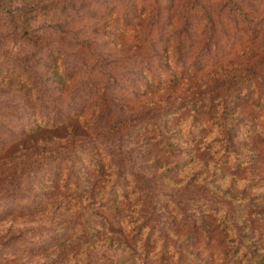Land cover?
Segmentation results:
<instances>
[{
	"label": "rangeland",
	"instance_id": "1",
	"mask_svg": "<svg viewBox=\"0 0 264 264\" xmlns=\"http://www.w3.org/2000/svg\"><path fill=\"white\" fill-rule=\"evenodd\" d=\"M251 111L264 0H0V264H264Z\"/></svg>",
	"mask_w": 264,
	"mask_h": 264
},
{
	"label": "trees",
	"instance_id": "2",
	"mask_svg": "<svg viewBox=\"0 0 264 264\" xmlns=\"http://www.w3.org/2000/svg\"><path fill=\"white\" fill-rule=\"evenodd\" d=\"M257 66L258 65H255L253 68L252 76H255L258 72H260V67H257ZM248 86H250V88H251V84ZM221 91L222 90L220 89V87H214V88L206 91L204 94L197 95V97H195V99H194V106L198 105L197 108L195 109L194 117L200 119L201 115H208L210 117L209 118L210 123L206 122V121H201L199 124V127L197 129L191 130L192 133L191 132L189 133V135H188L189 143L187 144V152L189 153L188 154L189 156L192 154H195L197 152V150H194V147H192L191 143H192V141L196 140L198 137H202V135L204 134V129L205 130L206 129L207 130L215 129L216 133H219L222 136V140H223L222 142H224V141L229 142L232 138H235V134L231 131L232 128H229V127H232L234 125L229 123L227 119H224L225 116L221 112V109L223 108L222 107L223 103L220 102ZM252 95H253V92L247 91L243 95V98L246 99V98L252 97ZM260 102H261V99H258L257 105ZM191 103H192V101H191ZM181 108H182L181 106H178L174 110L178 111ZM212 109H214L215 112L218 114L216 117H215V114L211 112ZM203 110H205V111H203ZM250 116H251V126L248 127V129H247L248 130L247 133L250 134L249 137L251 136V138H252V136L254 134L259 135L260 133L264 135V125H262L260 123V122H263L261 117H259L260 115L255 113L254 111H251ZM197 121L198 120L195 119L193 121V124H195ZM229 124H231V125L229 126ZM186 137H187V135H186ZM247 138L248 137L243 138V140H244L243 144L244 145L246 144ZM206 144H207L206 149L218 148V145L215 142L208 141ZM191 160L192 159H190V161ZM136 221L137 222H134V223L137 224V229L139 231H141L142 233H145V230H146L144 227L145 225L139 223L140 219H137ZM119 224H121L120 221L117 222L115 225H119ZM123 226H126V225H123ZM113 227L111 228V230L109 232H114ZM147 239H148V241L153 243L152 249H157L156 247H157L159 241L153 237L152 233H150V235H148ZM160 249H161L162 253L160 255V259L158 262H159V264L160 263L162 264V262H163L162 258H164L166 256L164 253L165 247L162 246V247H160ZM172 257H173V255H172Z\"/></svg>",
	"mask_w": 264,
	"mask_h": 264
}]
</instances>
